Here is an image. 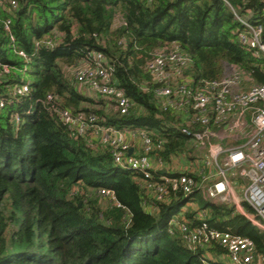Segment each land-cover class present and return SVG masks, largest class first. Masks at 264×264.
<instances>
[{
    "label": "trees",
    "instance_id": "1",
    "mask_svg": "<svg viewBox=\"0 0 264 264\" xmlns=\"http://www.w3.org/2000/svg\"><path fill=\"white\" fill-rule=\"evenodd\" d=\"M10 1L0 0V264H205L202 258L222 264L223 248L193 249L179 227L195 226L201 211L209 224L248 237L263 252L264 231L233 207L164 186L161 170L144 180L114 163L108 146L91 145L92 128L79 135L58 114L145 128L152 159L168 167L179 155L191 161L181 119L159 105L145 66L159 48L175 45L191 58L186 73L196 79H217L232 65L248 82L264 84V55L240 43L241 24L223 1L15 0V8ZM228 1L242 15L252 12L264 41V1ZM92 51L112 65L114 83L130 99L128 113L86 95L67 73ZM19 82L29 88L22 97L12 94ZM149 182L164 186L161 199ZM101 189L112 192L105 206L97 198Z\"/></svg>",
    "mask_w": 264,
    "mask_h": 264
},
{
    "label": "built area",
    "instance_id": "2",
    "mask_svg": "<svg viewBox=\"0 0 264 264\" xmlns=\"http://www.w3.org/2000/svg\"><path fill=\"white\" fill-rule=\"evenodd\" d=\"M221 1L241 24L240 43L253 55H264L263 27L251 21L252 12L247 10L242 15L228 0ZM10 5L15 8L16 1L11 0ZM9 23V20L4 23L6 31H9ZM10 40L15 49L13 37ZM19 55L26 57L23 52ZM191 62V58L174 45L159 48L145 66L155 83L153 93L159 105L180 117L178 130L191 143L188 155L191 161L188 163L192 166L175 176L159 174L158 181L173 190L181 188L185 196L199 192L209 203L233 207L264 231V84L248 82L247 76L232 65H226L231 71L229 74L223 72L217 79H196L186 73ZM2 68L6 72L10 70L6 64H2ZM113 71L103 53L92 51L72 72V78L120 114H126L131 102L123 89L114 83ZM28 91L26 83L19 82L12 87L14 96L22 97ZM48 99H51L50 95ZM3 105L0 101V107ZM58 114L69 128L76 126L79 135L92 128L90 144L108 146L114 163L140 174L144 180L152 179V172L161 170L160 159H157L159 167L155 168L152 163L151 131L145 128L131 131L140 142L136 151L124 139L121 128L96 124L94 115H74L68 110H60ZM13 122L15 125L20 122L16 112ZM188 172H194L199 181ZM232 176L242 180V184L234 181ZM155 185L149 182L147 188L155 189L157 199H161L164 186ZM100 191L105 195L112 194L108 189ZM204 214L201 211L199 222L191 228L186 223L179 226L193 249L215 243L225 251L219 258L222 264H264V250L257 252L248 237L209 224ZM201 260L207 263L205 259Z\"/></svg>",
    "mask_w": 264,
    "mask_h": 264
},
{
    "label": "rangeland",
    "instance_id": "3",
    "mask_svg": "<svg viewBox=\"0 0 264 264\" xmlns=\"http://www.w3.org/2000/svg\"><path fill=\"white\" fill-rule=\"evenodd\" d=\"M118 19H119V17L118 16H116L115 17V19H114V21L115 22H117L118 21ZM69 69V68H68ZM67 69V73L69 74V76H71V74H72V72H73V69H70V70H68ZM223 72H224V74H229L231 71H230V69L228 68V67H226V65H224V67H223ZM77 88H79L82 92H86V88L85 87H82V86H80V85H78L77 84ZM122 129V131L124 132V133H126V132H131V128H125L124 130H123V128H121ZM127 129H129V130H127ZM124 135V134H123ZM124 137V139L128 142L129 140H127V139H129V138H131V135H124L123 136ZM132 139H133V141H136V142H138L139 143V140H138V138H137V136H132ZM176 161V160H175ZM152 163H153V165H154V167L156 168V167H159V164H158V162H157V160H152ZM177 164V163H176ZM176 164H174V166L176 167ZM175 167H174V169H175ZM232 178L234 179V181H236L237 180V182H238V184H242V180H240V179H238L236 176H232ZM236 178V179H235ZM241 191H243L242 189H241ZM240 190H239V192H241ZM100 193H98V202H100L101 203V205L102 206H105V205H107V201H108V197L105 195V194H103V193H101V191H99ZM149 193V192H148ZM104 195V196H103ZM91 199H93V198H91ZM191 202V201H190ZM189 202H187L186 204H188ZM173 222V220H171L169 223L171 224ZM221 260H223V261H226V260H224V259H221ZM226 263V262H225Z\"/></svg>",
    "mask_w": 264,
    "mask_h": 264
},
{
    "label": "crops",
    "instance_id": "4",
    "mask_svg": "<svg viewBox=\"0 0 264 264\" xmlns=\"http://www.w3.org/2000/svg\"><path fill=\"white\" fill-rule=\"evenodd\" d=\"M86 95H88V96H90V97H96L95 96V94L93 93V92H91L90 90H88L87 88H86V92H84ZM107 105V104H106ZM125 128H123V130H124ZM136 128H134V129H130L131 131L132 130H135ZM127 130H129V129H127ZM131 135V138H129V139H127V140H129L128 141V143H130L131 145H132V147L137 151V150H139V146H140V142L138 143V142H136V141H133V139H132V136H135L134 134H132V132H126V133H124V135ZM139 140V139H138ZM177 164H176V167L173 165L172 167H168V166H166V165H163L162 166V168H161V172H160V174H162V175H166L167 174V172H168V170L169 171H171V172H183V171H187L188 170V168L190 167V166H192L190 163H188V161H186V159L184 158V156L182 157V156H178L177 157ZM153 160V159H152ZM174 167H175V169H174Z\"/></svg>",
    "mask_w": 264,
    "mask_h": 264
}]
</instances>
